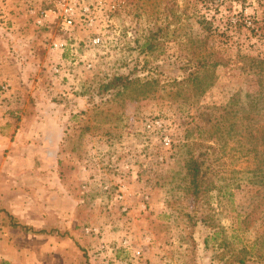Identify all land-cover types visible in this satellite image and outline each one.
I'll return each mask as SVG.
<instances>
[{"label": "rangeland", "instance_id": "374dc122", "mask_svg": "<svg viewBox=\"0 0 264 264\" xmlns=\"http://www.w3.org/2000/svg\"><path fill=\"white\" fill-rule=\"evenodd\" d=\"M254 19L264 23V0H0V83H11L1 94L22 90L67 117L55 152H44L52 164L35 171L59 180L70 215L66 228L51 219L50 228L0 232V254L15 264H264V116L236 133L216 125L257 76L220 66L193 107L175 82L193 50L264 56ZM118 74L149 88L154 77L158 90L104 92ZM198 106L210 120L192 118ZM189 136L207 171L209 190L197 198L187 191Z\"/></svg>", "mask_w": 264, "mask_h": 264}, {"label": "crops", "instance_id": "0c3cea01", "mask_svg": "<svg viewBox=\"0 0 264 264\" xmlns=\"http://www.w3.org/2000/svg\"><path fill=\"white\" fill-rule=\"evenodd\" d=\"M1 93L0 232L31 226L50 228L51 219L59 220L57 226L69 227V210L64 215L62 208L67 198L57 192L61 190L59 180L51 175L38 176L35 171L38 161L42 162L41 169L52 164L53 158H46L44 152H55L65 135L67 117L53 112L49 101L47 104L25 101L22 90L18 89L14 96ZM9 106L16 108V114L8 111ZM52 193L59 195L54 201ZM0 257L16 263L12 255Z\"/></svg>", "mask_w": 264, "mask_h": 264}, {"label": "trees", "instance_id": "16d2710c", "mask_svg": "<svg viewBox=\"0 0 264 264\" xmlns=\"http://www.w3.org/2000/svg\"><path fill=\"white\" fill-rule=\"evenodd\" d=\"M254 25V30L264 32V23L254 19L251 22ZM157 32L151 36V50L157 45ZM202 45H207L208 40H202ZM189 43H193L191 39ZM205 53L202 56L198 55L196 50H193V56L188 59L187 66L184 68V78L175 80L177 94H183L189 106L198 105L199 97L211 86L212 82L217 79L216 69L220 66L237 65L242 71L252 72L257 76V87L255 90L248 91L246 94V102L242 103V89L235 90L227 104L223 105V110L229 117H225L222 112L221 117L216 120L217 129L220 125L230 131L237 132L244 125L245 121L250 124L256 115L264 116V56L253 52H246L240 47L236 57H228L220 50L216 52L203 48ZM197 55V57H195ZM214 55V57H213ZM190 66V67H189ZM190 69V70H189ZM104 92L118 90L131 96L144 95L151 91L153 94L158 90V81L151 77V88L148 87L146 81L139 77H131L129 74H118L113 76L103 86ZM151 89V90H150ZM212 116L211 109L198 106L193 119L198 117L210 120ZM221 119V120H220ZM230 121L228 125L226 122ZM250 121V122H249ZM241 141L239 140V143ZM187 145L190 147L188 157L186 159V178L188 180L187 191L193 196L201 197L208 189L207 171L204 168L205 160L202 152L196 154L191 150V145L198 144L196 140L188 137ZM254 150L258 153V143H254ZM244 262V259H241Z\"/></svg>", "mask_w": 264, "mask_h": 264}, {"label": "built area", "instance_id": "2783aa9c", "mask_svg": "<svg viewBox=\"0 0 264 264\" xmlns=\"http://www.w3.org/2000/svg\"><path fill=\"white\" fill-rule=\"evenodd\" d=\"M51 11V10H50ZM54 12H56V11H54ZM46 16H48L49 14L48 13H46L45 14ZM64 23H66V24H71L72 23V20H70V19H65L64 20ZM97 41V40H96ZM54 46L56 47V48H60V47H62L63 46V43H61V42H55L54 43ZM10 82H2V83H0V91H2V92H4V91H6V90H8L9 88H10Z\"/></svg>", "mask_w": 264, "mask_h": 264}]
</instances>
